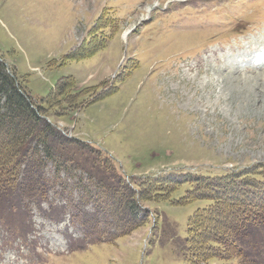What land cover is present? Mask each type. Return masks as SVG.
<instances>
[{"label":"rangeland","instance_id":"374dc122","mask_svg":"<svg viewBox=\"0 0 264 264\" xmlns=\"http://www.w3.org/2000/svg\"><path fill=\"white\" fill-rule=\"evenodd\" d=\"M0 63L74 142L59 180L56 164L43 168L47 203L25 202L26 239L0 224V264H186L175 242L211 204L185 202L192 189L264 178V0H0ZM59 83L72 90L58 95ZM116 173L145 222L114 237L120 215L101 205L87 215L98 229L78 230L59 207L92 214L84 193L107 200ZM247 181L264 196V182Z\"/></svg>","mask_w":264,"mask_h":264},{"label":"trees","instance_id":"16d2710c","mask_svg":"<svg viewBox=\"0 0 264 264\" xmlns=\"http://www.w3.org/2000/svg\"><path fill=\"white\" fill-rule=\"evenodd\" d=\"M69 86L59 83L55 93L59 95L72 90ZM20 91L13 79L3 72L0 63V224L6 228L10 238L24 240L28 223L25 202L31 198L38 208L47 203L49 186L43 168L47 162L56 164L53 179L54 182L59 180L62 171L57 168L63 164V158H67L65 152L73 150L71 146L74 142L60 136L40 118L42 107L32 109L23 91ZM86 147L83 149L86 150ZM93 163L94 167H99L97 161L93 160ZM104 172L99 171L100 175H112L116 171ZM115 175L118 185L114 183L112 189L103 191L108 193L107 200L100 197L102 191L96 196L84 193V198L95 202L92 214L84 210L82 202L76 205L67 200L59 207L69 209L68 217L78 230L93 234L94 227L98 229L95 219L90 221L87 215L96 216L95 211L101 205L111 208L112 215H120L116 225L119 235L114 237L127 235L145 222L147 212L139 207L137 201L142 198H137L136 192L127 186L120 185L121 177L118 173ZM248 178H252L255 185L256 182H264L261 174L235 175L231 179L223 176L205 185H196L194 190L198 195L186 197L185 202L204 199L211 203L189 218L187 237L175 242L176 247L180 246L187 256L188 264H264V196L250 187ZM151 187L149 184L147 192L152 191ZM233 192L235 194L231 195ZM17 218L21 220L14 223ZM99 235L102 240L112 238Z\"/></svg>","mask_w":264,"mask_h":264},{"label":"bare ground","instance_id":"6f19581e","mask_svg":"<svg viewBox=\"0 0 264 264\" xmlns=\"http://www.w3.org/2000/svg\"><path fill=\"white\" fill-rule=\"evenodd\" d=\"M128 35V32L123 33V38H125Z\"/></svg>","mask_w":264,"mask_h":264}]
</instances>
